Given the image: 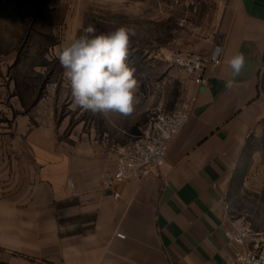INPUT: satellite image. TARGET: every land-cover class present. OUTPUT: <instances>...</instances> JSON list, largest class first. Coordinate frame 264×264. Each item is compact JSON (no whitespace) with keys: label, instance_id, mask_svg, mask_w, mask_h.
<instances>
[{"label":"crops","instance_id":"obj_1","mask_svg":"<svg viewBox=\"0 0 264 264\" xmlns=\"http://www.w3.org/2000/svg\"><path fill=\"white\" fill-rule=\"evenodd\" d=\"M66 1L57 46L76 38L84 7L93 2H136L124 10L144 22L140 0ZM182 1L170 11H149L156 22L179 13L184 29L169 52L209 54L220 39L221 61L208 65L205 86L186 73V92L197 96L190 120L161 174L125 181L120 198L101 174L115 169L116 146L131 141L148 118L141 91L133 114L88 113L68 130L70 115H59L54 88L29 98L15 75L0 71V264L229 263L226 230L236 220L225 192L249 156L251 137L264 131V0ZM237 53L246 63L233 77L226 61Z\"/></svg>","mask_w":264,"mask_h":264},{"label":"rangeland","instance_id":"obj_2","mask_svg":"<svg viewBox=\"0 0 264 264\" xmlns=\"http://www.w3.org/2000/svg\"><path fill=\"white\" fill-rule=\"evenodd\" d=\"M140 1L146 10L143 23L140 18L137 21L135 13L124 10L125 6L136 5V2L114 6L98 1L86 5L76 37L84 34L89 25L96 28L97 34L120 26L134 28L137 35L131 40L128 63L136 70L140 94L150 107L148 114L151 115L158 108L172 111L183 100L188 76L168 60L169 50H172L170 41L174 34H180L184 28L177 23L179 13L168 20L156 22L149 12L154 6L153 2ZM65 2L0 0V57L12 56L13 61L4 62L1 58L0 71L6 70L15 75L17 85L25 89L29 98L41 88H54L60 104L58 113L61 117L70 115L67 128L72 130L73 123L79 118L88 117V113L71 107L70 90L66 87L63 69L55 56L56 44L62 36L58 24L64 20ZM260 90L264 95V61L260 70ZM254 150L259 155L255 156ZM248 153L244 165L236 170L225 192V205L233 220L242 219L255 230H264V131L251 137Z\"/></svg>","mask_w":264,"mask_h":264},{"label":"built area","instance_id":"obj_3","mask_svg":"<svg viewBox=\"0 0 264 264\" xmlns=\"http://www.w3.org/2000/svg\"><path fill=\"white\" fill-rule=\"evenodd\" d=\"M155 9L166 12L182 4V0H151ZM203 34L205 29L199 27ZM221 49L220 55L213 56L214 51ZM224 46L220 39L209 54L199 51L176 49L171 51L168 60L187 73L192 81L200 86L208 82L207 67L219 64ZM197 96L186 92L180 107L167 111L158 108L140 126V131L126 143L116 146L118 155L113 171L101 174L104 185L113 189L115 198L121 197L120 185L125 181L141 180L151 173L161 174L166 156L174 138L190 120ZM177 120H184L180 125ZM228 244L232 247V257L228 264H264V230H255L242 219L233 222V228L227 229ZM117 236L125 238L123 232Z\"/></svg>","mask_w":264,"mask_h":264},{"label":"clouds","instance_id":"obj_4","mask_svg":"<svg viewBox=\"0 0 264 264\" xmlns=\"http://www.w3.org/2000/svg\"><path fill=\"white\" fill-rule=\"evenodd\" d=\"M136 35L135 29L128 26L97 34L96 28L89 25L84 34L56 46L55 56L63 69L73 109L103 116L112 113L127 117L134 113L141 97L136 70L128 58L131 40ZM220 52L217 48L213 56H219ZM226 63L236 77L246 59L237 53ZM232 83L228 80L227 86L231 87ZM183 122L177 120L178 125Z\"/></svg>","mask_w":264,"mask_h":264}]
</instances>
